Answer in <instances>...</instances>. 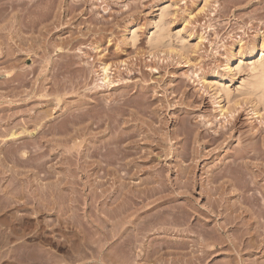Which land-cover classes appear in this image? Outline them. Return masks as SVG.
Here are the masks:
<instances>
[{
	"label": "rangeland",
	"instance_id": "1",
	"mask_svg": "<svg viewBox=\"0 0 264 264\" xmlns=\"http://www.w3.org/2000/svg\"><path fill=\"white\" fill-rule=\"evenodd\" d=\"M36 3L32 45L14 50L12 55L17 52V56L11 57L18 60L13 65H9L10 56L9 62H0V264H264V243L259 240L257 250L244 245L250 232L240 225L246 217L241 209L225 210V215L197 212L196 206L203 208L215 197L225 196L219 194L218 182L208 184L199 168V183L188 187L189 195H180L171 172L176 161L173 153L179 147L173 136H182L188 127L185 121L192 133L207 122L210 130L223 126L225 136L232 135L220 147L217 142L222 139L204 148L212 151L207 161L199 162L207 172L220 156L244 145L251 131L262 130L256 146L264 152V112L237 94L241 80L261 54H250L247 45L256 46L258 37H264V0ZM164 5L173 41L151 50L147 40L152 20ZM132 29L137 34L133 43ZM180 37L184 42L179 43ZM18 61L23 64L17 65ZM103 63L108 64L105 82ZM19 71L25 75L23 81L17 76ZM8 74L15 75L11 83L5 81ZM217 81L227 86L231 109L226 108L223 92L218 102L212 95ZM97 98L106 99L105 105L120 102L131 129L137 124L149 137L152 129H160L163 137L171 135L172 143L163 142L153 150L154 155L170 151L168 156L160 154L154 162L136 160L146 161L145 167L152 165V170L154 165L160 167L162 181L153 179L149 171L127 176L123 166L117 175L124 179H117L109 169L113 165L103 159L104 148L99 150L103 160L98 168L92 162L95 159L83 160L88 136L104 141L114 130L113 110L106 111L105 119H111L105 120L106 125L89 130L88 135L79 129L83 123L76 120L85 106L95 108L92 102ZM139 117L147 122L141 123ZM13 131L16 137L12 139L9 133ZM150 184H167V189L139 192ZM122 186L123 190L117 189ZM208 190L212 196H207ZM226 190L230 191L221 193ZM227 195L228 201L235 200L232 192ZM210 197L214 198L209 201ZM234 215L237 219L229 220ZM238 235L244 237L239 236L240 244L247 240L240 251L238 241L237 248L233 245Z\"/></svg>",
	"mask_w": 264,
	"mask_h": 264
},
{
	"label": "bare ground",
	"instance_id": "2",
	"mask_svg": "<svg viewBox=\"0 0 264 264\" xmlns=\"http://www.w3.org/2000/svg\"><path fill=\"white\" fill-rule=\"evenodd\" d=\"M38 7H39V4L37 5L36 0H5V1L0 0V62H4V61L7 62L8 58H10L11 55L15 52L14 50L17 51V49H19V51H21L25 45H27L28 47H30L32 45L31 39L33 37L32 34L34 31V23H35L36 13H38V12H36L38 10ZM167 15H168V7H166V5H164V6L158 8L157 13L155 14V16L152 20L153 21L152 22L153 30L151 31V33H149L148 40H147L148 47L151 50L168 46L171 44V41H173V40H171V37H174V36L173 35L169 36L171 34H168V26H167V22H166ZM47 27H46V30H48ZM44 31H45V29H44ZM25 33H29L28 36H25L26 35ZM135 35H137L136 31L134 29H132V31H130V34H129V38H130L132 43L136 39ZM172 39H174V38H172ZM180 39L181 40L177 39L179 41V43H180V41L181 42L183 41V39L181 37H180ZM30 41H31V43H30ZM258 42H260V44H257L256 46L255 45H247L250 54H253L255 51H258V53L260 52L261 54H260L259 58L255 61V63L252 65V67L250 68V71H249V73H247L246 77L241 80L237 94L244 95L247 98V101H250L252 103V108H256L257 106H260V108L264 112V57L262 55V53L264 52V37L259 36ZM182 44H184V43H182ZM12 45H15L18 48H16L15 46H12ZM27 46H26V48H27ZM14 47L16 49H14ZM19 53L20 52H18V54ZM14 55H12V56H14ZM16 56H17V54H16ZM28 56L29 55L25 56L24 58H22V57H19V58H22L25 60L26 57H28ZM12 59H13L12 57H11V59H9V60H11L9 65H11V64L13 65L14 62L16 63L17 62L16 60H18V57H16V58L14 57V59L13 60ZM20 62L17 65H20ZM21 64H23V63L21 62ZM239 67H240V62H238L236 64V66L234 67V70L237 71L239 69ZM101 70L103 72V74H102L103 77L101 79L103 80V82H105L106 77H107L106 74H107V70H108V64L103 63V65L101 66ZM20 72H22V71H19V74H20ZM24 72L27 73L26 71H24ZM19 74L18 75L16 74V75L21 77V79H19L20 81H23L22 78H24L23 76H25L24 73H21L20 75ZM5 75H6V72H5ZM7 76H8V78L7 79L5 78V81H7V83H8L11 80H13V77L15 75L14 76L12 75V77H9L10 75L8 74ZM14 79H15V77H14ZM3 81H4V79H3ZM14 82L15 81H13V83ZM7 83H6V85H7ZM226 87L227 86H225L223 83L217 81L215 83V88H213L212 95L215 97V99L218 102L219 98H220V93L223 92L224 97L226 99L225 104H227L226 108L229 109L230 108V105H229L230 97H229V94L227 93ZM121 100H123V103H124V99H121ZM104 101H106V99L100 100V98H99L95 104H94V102H92L93 105L95 106V108H90V107L85 106L83 108L84 112H83L82 116L80 118H78L79 121L81 120V122H79L77 120H76V122L83 123V124H81V126H79L80 128L79 127L78 128L81 129L83 132L85 131L84 133L87 134L89 132V130L91 131V129H97L101 125H103V123L105 124V120H106L105 117H108L106 111L107 110L108 111L113 110L112 111L113 118H112V124H111V125H113V129H114L113 134L112 135L110 134L111 136L106 140L104 139V141L100 140L97 136H96V138L94 137L95 139L93 138L94 140H92L91 138H88L89 137L88 136L87 137V143L85 145L83 144L84 145L83 148L85 149L83 151V155L82 156L80 154L79 155L83 158V160L85 162H89L90 158L95 159L93 161L90 160L93 163H95V168L99 167L100 161H102L103 159L105 160L107 165L109 163H111L113 166L109 169H111V171H113L114 174H116L117 179H124V176H121L120 174L117 175V172H119L121 166H123V168H125V171H126L125 175L127 174V176L129 175L130 177L133 176L137 172L149 171V172H152V174L154 175L153 179H155L156 177H157L156 179H159V178H161V176L163 179L164 174H162L160 172V170H161L160 167H156V165H154L153 167H155V169L152 170L151 169L152 165L151 166L149 165V167L148 166L145 167L144 163L146 161L147 162H154V160L159 161L158 157L160 156L161 153L160 154L156 153L154 155L153 150L159 148L163 142H169V141L171 142L172 141L170 138L171 135L166 137L165 136L166 134H165L164 135L165 138H164L163 133L160 131V129H152V133H151L152 135H150L151 139H149L150 138L149 135L147 136L144 134V132H143L144 128L142 125L138 126L137 124H135L133 126V129H131L132 124H127L129 119L127 120V118L126 119L123 118L124 110H123L120 102L117 101L113 104L111 103V105L108 102L109 105H105L107 103ZM85 105H87V104L85 103ZM106 106H109V107L111 106L110 108H112V109H110L109 107H108L109 109H107ZM90 111L91 112L93 111V112L89 113ZM111 111H109V112H111ZM109 112H108V115L111 116V113H109ZM108 120H111V119H107L106 121L108 122ZM139 121L141 123L147 122L145 119H141V117H139ZM107 122H106V124H107ZM71 124H77V123L72 122ZM184 124L188 127H186V126H185L186 128L184 127L185 129L181 132L182 136H178L179 133H175L173 136L176 139L174 141V143L179 144V147L177 149H175L176 151L173 153L174 158L176 157V161L174 164V168L171 171L173 173V175H175V180L178 182V183L176 182L178 184V185H176V186H178V187H176V189H177L176 193H178V194L180 193V195L181 194L183 195L185 193L188 194V192H189L188 187H193L199 183V178L196 175V170L201 168L204 171V173L206 174V180L205 181H207L208 184H213L214 182H218L220 184V186H217V189H218V187H221L223 190L229 188L230 191L226 190L227 191V192L225 191L226 193H224V192L221 193L223 191L221 189L220 193L219 192L218 193L223 194V195L225 194V196L222 195L223 197H219V198L217 197L218 199H216V197H215V200L213 199L214 197L213 198L210 197V199L208 198L209 201L211 199H213V200H211V202H209V204L207 206L205 204H203V206H202L203 208H199L198 206H196L197 212L203 213L204 215H208L207 213L212 214L215 212L216 213L222 212V214H223V211H225V210L226 211L229 210L230 212H232L234 210H237V209L240 210L241 209V211L246 214L245 215L246 217L240 219L242 221L240 225H241V227H244V229L247 228V230H248L247 232H250V234H248L250 236L247 237L248 241L245 240V241H247V244L245 243V241H243L245 243V244L244 243L243 244L246 245L248 248L252 247V249H253V246H255V250H257L260 247L259 243L260 242L264 243V152L262 149H260V148H258V146H256L257 138L259 137L260 132L262 130L259 129L257 131H251V134H246L245 139H248V141L244 145L236 148L233 152L228 153L227 155L225 154V156L223 155L222 158L220 156L219 160H217L218 163H214L213 165H210L211 167H210L209 171L207 172L203 166L202 167L199 166V164H200L199 162H203V160L207 161V158H209L208 156L211 155L212 151L211 150H210L211 152L209 150L206 151L204 148H206L207 146H211V145L215 144L219 139H222L221 142H219V141L217 142V146L220 147L221 144L223 143V141L232 135L229 134V136L226 137L225 136L226 131L223 130V126H221L219 128V130L218 129H213V131L210 130V128L212 127L211 123L208 124L207 122L204 123L205 127L201 126L200 127L201 129L196 130L194 133L191 132L192 128L186 124V121ZM73 126H75V125H73ZM107 126L105 127L106 129H108V127H109V126L108 127ZM110 128H112V127H109V129ZM109 131H111V130H109ZM212 132H214V133H212ZM9 134H11L12 139L16 137V132H14V131H13V134H12V132ZM89 135H90V133H89ZM191 135H192V138H191ZM135 137H137V138H135ZM88 139H91L92 141H94V143ZM199 140L201 141L200 143H198ZM88 141H90L91 144L92 143L93 144L92 145L89 144L90 142H88ZM85 142H86V140H85ZM196 143H198L197 146L195 145ZM144 146L148 147V149H146V148L143 149ZM102 148H104L105 152L103 155H105V156L103 159L102 158L100 159L101 156L103 157V155L101 154V151H99ZM169 153H170V151L169 152L165 151L164 153L162 152L163 155L166 154L167 156L169 155ZM53 155H55V154H53ZM57 155H58V153L56 154V156ZM228 157L231 158L229 163L224 161ZM139 158L141 160H143V159H147V160L145 162L136 161ZM197 159H200V160L198 161ZM188 160H189V162H186ZM223 165H224V167H223ZM226 166H228L229 169H225ZM149 168L151 169V171ZM85 170L87 171V166H85L84 171ZM131 170L133 171V173H129V171H131ZM85 174H86V172H85ZM166 175H169V174H165V177H167ZM169 177H170V175H169ZM159 180H161V179H159ZM157 182L160 183L159 181H157ZM58 184H59V182H58ZM191 184H192V186H191ZM121 185H123V184H121ZM154 185L153 186L151 185L152 187L143 186L144 189L140 190L139 192L140 193H141V191L148 192V193L149 192L152 193L154 191L155 192L156 191L162 192V190L164 191L165 188L167 189V184H162L161 186L157 185L156 187ZM163 185H166V187H164ZM169 187L170 186L168 184V188ZM122 188H124V187L123 186L119 187V188L117 187V189H119V190H123ZM204 188H203V190H204ZM214 188H216V186ZM129 190L127 189L128 192H129ZM208 191L209 192H208L207 196H212L211 193L213 191L212 192H211V190H208ZM137 192H138V190H137ZM231 192L236 196L234 201H228L230 196H228L227 194H230ZM187 194H185V195H187ZM149 195H151V194H149ZM218 196H221V195H218ZM207 202H208V200H207ZM217 214H219V213H217ZM223 215H225V214H223ZM179 216H180V214H179ZM214 216H216V215H214ZM182 217H184V216H182ZM226 217H228V215ZM225 218H224V220H226ZM230 219L231 220L234 219V221H235V219H237V218L234 215L231 218H229V220ZM228 221H227V223H229ZM181 223H179V224H181ZM204 224L206 225L207 222L205 221ZM188 226H190V224L187 225V227ZM218 227L220 228V226H217V228ZM223 227L224 226H222V228ZM260 228H262V230H259ZM205 230H207V229H205ZM217 231L220 232L219 229H217ZM243 232H244V230H243ZM220 233H222V231ZM209 234H211V233H209ZM239 236H241V235L237 236L236 241H233V245H235L234 246L235 248H237L236 246L239 245L238 248L240 251V249L241 250L243 249V248H240V245H243V244L239 243V241H240V240L238 241ZM202 237H204V236H202ZM202 237H201V239H202ZM241 237H243V235ZM242 239H244V237ZM259 240H260V242H259ZM202 241H203V239H202ZM205 241H206V239H205ZM237 241L239 244L237 243ZM235 243L238 245H236ZM256 245H258L259 247H257ZM235 250H237L236 252H237V254H239L238 249H235ZM246 251H247V249H246ZM249 252L251 253L250 250H249ZM203 254H205L204 250H203ZM263 255H264V253H263ZM202 257L203 256H201V258ZM241 262H242V260H241Z\"/></svg>",
	"mask_w": 264,
	"mask_h": 264
}]
</instances>
